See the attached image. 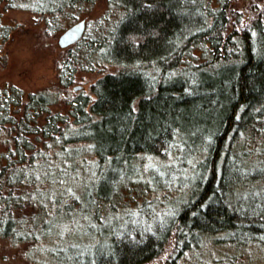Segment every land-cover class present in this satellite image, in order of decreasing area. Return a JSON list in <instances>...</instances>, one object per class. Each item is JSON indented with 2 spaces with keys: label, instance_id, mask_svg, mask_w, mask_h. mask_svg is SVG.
Here are the masks:
<instances>
[{
  "label": "trees",
  "instance_id": "trees-1",
  "mask_svg": "<svg viewBox=\"0 0 264 264\" xmlns=\"http://www.w3.org/2000/svg\"><path fill=\"white\" fill-rule=\"evenodd\" d=\"M6 1L35 3L34 10L50 16L100 0ZM105 1L115 2L123 14L94 49H101L102 61L118 69L94 81L91 97L69 92L64 99L69 107L61 112L50 109L55 99L48 94H29L25 101L19 92L12 97L7 90L0 96V131L6 123L13 125L12 134L0 133V145L7 147L0 149V192L10 195L34 184L31 168L36 162L47 168V144L70 155L75 151L71 144L84 141L105 168L98 173L104 178L92 184L94 193L88 187L84 196L106 199L118 174L127 179L133 175L138 156H164L180 143L185 151L196 152L198 176L175 215L159 222L152 233L108 236L95 251L73 254V261L147 264L173 247L175 255L164 264H174L196 233H223L238 244L264 240V190H244L263 177L258 168L246 170L237 158L238 149L254 156L257 146L264 148L259 141L264 139V13L241 9L233 21L231 0ZM82 44L81 38L66 48L64 62L70 68L81 61ZM195 44L203 46L208 58L182 68L185 50ZM64 67L68 74H62L61 82L66 89L73 69ZM13 100L16 117L10 112ZM69 127L75 132L66 134ZM23 195L0 198L9 231L14 221L8 215Z\"/></svg>",
  "mask_w": 264,
  "mask_h": 264
},
{
  "label": "rangeland",
  "instance_id": "rangeland-1",
  "mask_svg": "<svg viewBox=\"0 0 264 264\" xmlns=\"http://www.w3.org/2000/svg\"><path fill=\"white\" fill-rule=\"evenodd\" d=\"M231 1L233 21L242 13L241 9H258L264 13V0ZM34 5L27 1L14 4L0 1V96L7 90L12 97L19 92L25 101L29 94H48L55 99L50 109L63 112L69 107L64 100L69 92H82L91 97L94 81L103 73L118 69L114 63L103 62L102 50L94 48L98 38L114 28L123 11L115 2L108 5L107 1L100 0L94 5L79 3L65 7L58 15L46 16L47 12L34 10L37 6ZM81 18L86 19L83 44L79 46L81 61L70 68L64 62L67 49L58 46L57 38ZM203 51L201 44L187 48L185 60L180 63L182 68L205 61L208 56ZM62 66L73 69L72 82L66 89L61 77L68 72L62 70ZM142 70L150 73L147 69ZM174 73L176 71L166 76ZM74 85H82V88L73 91ZM14 101L9 102L10 112L16 117ZM69 124L72 126L71 121ZM12 131L13 125L6 123L0 133L12 134ZM65 131L66 134L75 132L70 127ZM47 145L50 158L44 164L47 168L38 167L41 162L31 168L34 184L27 183L21 192L14 191L13 195L0 192V198L24 194L8 215L14 221L11 231L6 228L7 217L2 215L4 208L0 210V264H78L71 257L73 254L82 256L95 251L108 236L152 233L159 222L175 215L179 205L187 201L189 189L198 176L196 152L185 151L178 143L164 156H138L133 175L128 177L130 180L118 174V180L114 182L116 188L109 197L91 200L84 196L85 190L89 187L94 193L92 184L104 178L98 173H103L105 168L97 162L89 144L84 141L72 143L75 151L71 150L70 155L58 152L59 148L52 143ZM6 148V145H0V149L5 151ZM249 153L248 149H238L239 162L246 170L258 168L263 179L247 183L244 190L258 193L264 190V148L257 146L254 156ZM68 187L73 188L79 200L67 192ZM53 196H56L55 200ZM188 239L187 248L174 264H264V240L238 244L223 233H196L194 238L189 236ZM172 249L168 247L147 264H164L175 255Z\"/></svg>",
  "mask_w": 264,
  "mask_h": 264
},
{
  "label": "water",
  "instance_id": "water-1",
  "mask_svg": "<svg viewBox=\"0 0 264 264\" xmlns=\"http://www.w3.org/2000/svg\"><path fill=\"white\" fill-rule=\"evenodd\" d=\"M86 29V19L81 18L65 28L57 38V44L60 48H67L77 41H79ZM82 88V85H74L73 91H77Z\"/></svg>",
  "mask_w": 264,
  "mask_h": 264
},
{
  "label": "snow or ice",
  "instance_id": "snow-or-ice-1",
  "mask_svg": "<svg viewBox=\"0 0 264 264\" xmlns=\"http://www.w3.org/2000/svg\"><path fill=\"white\" fill-rule=\"evenodd\" d=\"M149 6H151V5H149ZM131 39H135V38L132 37ZM137 42H138V41H137ZM209 139H210V138H209ZM36 177H37V179H39V178H40V174L37 173V174H36ZM61 183H64V181H61ZM67 192H68V193H71L72 196H73L76 200H79V199H80V197H79L78 195H76V193L73 191V188L68 187V188H67ZM32 195L35 196V193H33ZM52 198H53V200H55V199H56V196H53ZM25 199H29V197H25ZM3 207H4L3 205H0V208H3ZM101 218H102V217H101Z\"/></svg>",
  "mask_w": 264,
  "mask_h": 264
}]
</instances>
